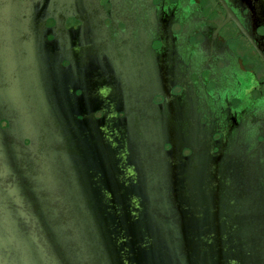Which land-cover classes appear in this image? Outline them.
Segmentation results:
<instances>
[{
	"label": "water",
	"instance_id": "95a60500",
	"mask_svg": "<svg viewBox=\"0 0 264 264\" xmlns=\"http://www.w3.org/2000/svg\"><path fill=\"white\" fill-rule=\"evenodd\" d=\"M0 264H264V97L186 0H0Z\"/></svg>",
	"mask_w": 264,
	"mask_h": 264
},
{
	"label": "flooded vegetation",
	"instance_id": "af4514ba",
	"mask_svg": "<svg viewBox=\"0 0 264 264\" xmlns=\"http://www.w3.org/2000/svg\"><path fill=\"white\" fill-rule=\"evenodd\" d=\"M264 97V0H186Z\"/></svg>",
	"mask_w": 264,
	"mask_h": 264
}]
</instances>
